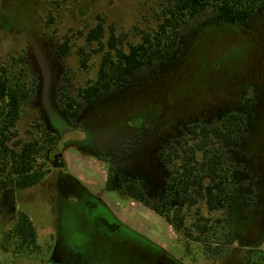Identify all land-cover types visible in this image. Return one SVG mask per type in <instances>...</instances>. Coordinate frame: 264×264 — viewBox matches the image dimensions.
<instances>
[{
    "label": "rangeland",
    "instance_id": "374dc122",
    "mask_svg": "<svg viewBox=\"0 0 264 264\" xmlns=\"http://www.w3.org/2000/svg\"><path fill=\"white\" fill-rule=\"evenodd\" d=\"M173 3L0 0V66L23 55L37 79L18 136L29 141L42 123L57 136L47 153L49 166L56 155L64 163L35 187L2 193L0 264H264V0L244 24L212 13L183 24L179 47L167 61L83 102L76 120L59 109L62 89L70 100L83 101L80 91L97 79L112 29L128 51L127 43L138 44L156 30ZM98 23L102 44L87 45L86 35ZM59 46L66 55H59ZM81 50L87 67L80 64ZM230 112L247 119L244 139L226 148L239 189L231 209L201 210L213 221L226 220L214 225V240L191 242L129 198L124 186L140 182L151 200L162 201L168 171L157 152L188 124H216ZM21 214L35 228L32 244L16 232Z\"/></svg>",
    "mask_w": 264,
    "mask_h": 264
},
{
    "label": "trees",
    "instance_id": "16d2710c",
    "mask_svg": "<svg viewBox=\"0 0 264 264\" xmlns=\"http://www.w3.org/2000/svg\"><path fill=\"white\" fill-rule=\"evenodd\" d=\"M261 0H174L162 15V21L152 33H144L141 42L128 44L111 30L107 52L98 68V76L80 91L82 102L65 96L63 89L58 98L59 109L76 120L83 102L98 98L103 93L126 84L139 71L167 61L178 49L182 25L203 14L212 13L228 24H244L255 15ZM103 25L98 23L86 35V44L101 43ZM64 46V45H63ZM67 46V45H65ZM59 55L67 54L61 46ZM80 64L87 67L88 56L78 52ZM37 89V79L30 74L25 56H12L0 66V216L1 195L10 188L28 189L39 185L52 172L63 167L60 155L54 156L51 166L47 153L56 145L57 136L42 123L37 124L38 135L22 142L16 130L23 108L32 104ZM250 99H247L249 108ZM65 104V106H64ZM247 132V119L240 112H230L216 124L193 122L179 137L157 152L158 162L167 169L162 201L151 200L144 186L137 181L124 186L125 194L150 208L182 237L191 242L207 244L214 240V225L226 220H211L201 214L227 211L239 189L238 175L227 158L226 148L239 145ZM250 209L256 207L255 199H245ZM193 210V212H192ZM192 212V214H191ZM195 217L188 223L191 215ZM229 221V220H228ZM16 232L23 242L36 241L35 228L26 214L18 217ZM248 264H252L248 261ZM254 264V263H253Z\"/></svg>",
    "mask_w": 264,
    "mask_h": 264
},
{
    "label": "crops",
    "instance_id": "0c3cea01",
    "mask_svg": "<svg viewBox=\"0 0 264 264\" xmlns=\"http://www.w3.org/2000/svg\"><path fill=\"white\" fill-rule=\"evenodd\" d=\"M249 250H251V249H249V248H244V250L243 251H249ZM244 262L246 263V264H248V262L244 259Z\"/></svg>",
    "mask_w": 264,
    "mask_h": 264
},
{
    "label": "flooded vegetation",
    "instance_id": "af4514ba",
    "mask_svg": "<svg viewBox=\"0 0 264 264\" xmlns=\"http://www.w3.org/2000/svg\"><path fill=\"white\" fill-rule=\"evenodd\" d=\"M4 216V211H2V214H1V216L0 217H3Z\"/></svg>",
    "mask_w": 264,
    "mask_h": 264
}]
</instances>
